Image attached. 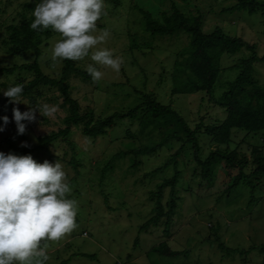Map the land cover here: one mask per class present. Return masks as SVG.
Here are the masks:
<instances>
[{
  "label": "rangeland",
  "instance_id": "1",
  "mask_svg": "<svg viewBox=\"0 0 264 264\" xmlns=\"http://www.w3.org/2000/svg\"><path fill=\"white\" fill-rule=\"evenodd\" d=\"M29 1L38 0H0V18L5 25L18 23L24 11V3ZM104 2L105 15L97 22L98 29L94 34H99L104 29L109 31L106 42L98 47L110 49L114 55L122 57L121 69L118 73L100 69L105 75L99 82H93L92 78L85 81L81 78L71 79L73 96L82 105L95 108L98 115L106 116L136 105L141 101L140 90L152 92L161 103L177 109L192 127L201 120L210 124L226 114L206 92L172 94L174 63L189 39L185 34L150 35L144 30L141 8L162 20V13L170 14L173 5H176L185 14H200L202 27L206 32L214 30L217 25L221 26L230 35L256 42L257 52L259 55L264 54L263 15L261 12L249 14L246 11L226 10L237 0H122L117 8L108 0ZM57 39L59 37L55 34L45 40L39 57L43 71L56 78L61 75L63 61L52 62L50 48ZM134 41L137 46L132 47ZM5 49L0 37V68L33 62L35 58L33 52L12 55ZM247 53L244 49L236 54H226L222 58V64L231 67ZM77 63L86 69L92 61L89 57ZM236 71L225 70L221 76L222 81L234 78ZM254 74L264 86V62L255 65ZM18 78L28 81L33 78V72L18 70L13 74L0 73V83H14ZM4 90L5 87L0 88V118L7 116L9 123L5 126L0 119V126H4V131L0 132V152L15 154L13 145L21 146L23 142L37 144L39 136L63 126L62 119L67 114V108L62 106L59 91L43 87L44 94L39 97L38 104L58 105L56 116L45 119L37 112L36 120L31 123L24 121L26 131L23 135H18L12 109L18 107L24 112L33 104L24 98L22 102L28 105L21 103L10 106L3 95ZM221 91L218 88L217 92ZM127 127L137 130L138 122H121L109 135L97 139L89 138L79 128H75L70 137L74 150H70L67 157L74 155L80 161L78 170L68 162V158L63 159V151L70 148L66 144L56 143L52 147L60 158L50 157L45 151L34 150L29 154L38 163L45 160L55 163L59 159L72 189L68 197L78 204V227L61 241L50 242V258L46 264H59L63 261V264H262L263 254L258 249L227 255L219 241L238 249L264 244V169L251 178L256 184L254 190L249 186H241L229 197L218 199L220 194L212 190L201 196L188 191L189 174L184 170V161L180 157L179 168L184 173L176 186L179 206L172 217L174 225L169 226L165 232L163 223L158 227L150 224L142 228L154 215L153 209L156 207V200L150 198V191L156 190L157 184L165 177H170L174 169L170 166L159 173H148L161 165L174 150L165 147L157 155L144 156L143 164L136 168L130 166V158L117 160L115 167L107 172L105 181L101 182L99 176L102 164L121 147V141L126 140ZM261 136L235 131L232 142L228 145L230 150L236 149L247 155V173L256 168L252 149L254 146H262ZM8 137L12 138L11 142L7 141ZM200 144L202 158L217 147L212 137L205 132L200 136ZM220 146L222 149L226 147L225 144ZM100 190L105 191L104 197ZM170 195L171 188L167 187L162 200L164 204L170 199ZM161 242H167L173 250L182 253L171 257L154 251Z\"/></svg>",
  "mask_w": 264,
  "mask_h": 264
},
{
  "label": "trees",
  "instance_id": "2",
  "mask_svg": "<svg viewBox=\"0 0 264 264\" xmlns=\"http://www.w3.org/2000/svg\"><path fill=\"white\" fill-rule=\"evenodd\" d=\"M37 2L24 3V11L18 23L5 25L0 18V37L6 48L5 51L12 55L35 53L33 62L0 68V73L5 72L6 74H13L18 70L32 71L33 78L28 81L18 78L14 83L1 82L0 88L7 89L9 86L23 84L21 99H29L32 106H36L39 97L44 94L43 87L56 88L60 93L62 106L67 108V114L62 119L63 126L39 136L37 144L28 143L27 147L13 145L12 148L16 155H29L36 150L45 151L50 157H54L56 150L52 147L58 143L70 146L63 151V159L68 158V152L74 150L70 137L75 128H79L83 135L97 139L109 135L113 128L119 127L121 122H138L137 130L127 127L126 140L121 141V147L112 153L105 164H102L99 179L101 182L105 181L108 176L107 172L115 167L117 160L130 158V166L136 168L143 164L144 156L157 155L165 147L174 150L161 165L148 173H159L170 166L174 169L170 177H165L157 184L156 190L150 191V198L156 200V207L153 209L154 215L142 226L144 228L151 224L158 227L163 223L162 225L166 227H164V232L169 226L174 225L172 217L179 206L176 186L184 170L189 174L188 191H194L200 196L212 190L219 193L218 199H221L223 196L229 197L241 186L255 189L256 184L251 178L255 173L264 169V86L259 83L254 74L255 65L264 62V54L259 55L256 42H249L240 36L230 35L218 25L214 30L206 32L202 27L200 14H185L176 5H173V11L170 14L162 13V20L153 17L150 11L141 8L144 30L150 35L185 34L189 39L174 63L172 94L186 95L206 92L226 114L222 119H216L210 124H205L201 120L192 127L177 109L161 103L152 92L140 90L141 101L136 105L102 116L97 114L95 108L82 105L73 96L72 78L91 80L86 69L81 68L77 61L63 60V68L58 78L46 74L41 68L39 57L42 54V45L55 33L51 30L39 32L30 29L29 25L33 19L31 11ZM108 2L114 8L122 4V0H108ZM226 10L246 11L249 14L261 12L264 17V0H237ZM131 46H137V43L134 41ZM244 49L247 50L248 55L240 57L237 63L231 67L222 64L224 55L236 54ZM228 69L237 70L236 74L234 78L223 82L222 73ZM217 87L221 88L220 93L217 92ZM5 100L10 106H14L9 103L8 98ZM235 131L262 135V146H254L252 149L253 164L256 168L251 173L246 172L247 155L236 149H229L228 145L232 142ZM202 132L210 135L217 146L205 158L201 156L200 136ZM7 141L11 142L12 138L8 137ZM224 144L226 147L222 149L220 145ZM56 157L60 158L59 154ZM180 157L184 161V170L179 168ZM68 162L76 170L81 164L74 155L68 158ZM167 187L171 188V195L164 204L162 200ZM100 191L104 197L105 191ZM219 245L227 255L234 252L243 254L258 249L263 254L262 264H264V244L251 245L249 249L230 248L220 241ZM154 251L171 257L182 253L173 250L167 242L159 243Z\"/></svg>",
  "mask_w": 264,
  "mask_h": 264
},
{
  "label": "clouds",
  "instance_id": "3",
  "mask_svg": "<svg viewBox=\"0 0 264 264\" xmlns=\"http://www.w3.org/2000/svg\"><path fill=\"white\" fill-rule=\"evenodd\" d=\"M103 15L104 0H38L29 27L57 34L59 39L50 48L54 63L90 57L92 63L86 71L93 82H99L105 75L100 69L118 73L123 64L112 50L98 47L110 35L107 29L94 34ZM23 89V84L9 86L3 95L9 103L28 105L21 99ZM58 110V105L47 103L29 106L24 112L13 107L17 134L25 133L24 121L34 122L37 112L51 119ZM0 119L5 126L9 123L7 116ZM21 146L27 147V143ZM71 191L58 158L55 163H38L31 155L0 152V264H46L50 242L61 241L78 227V204L68 198Z\"/></svg>",
  "mask_w": 264,
  "mask_h": 264
}]
</instances>
